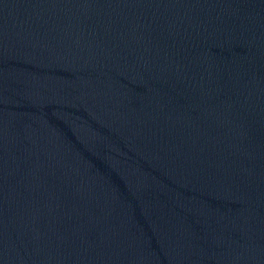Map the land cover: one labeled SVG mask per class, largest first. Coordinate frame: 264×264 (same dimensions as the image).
<instances>
[{
    "label": "water",
    "instance_id": "obj_1",
    "mask_svg": "<svg viewBox=\"0 0 264 264\" xmlns=\"http://www.w3.org/2000/svg\"><path fill=\"white\" fill-rule=\"evenodd\" d=\"M0 264H264V0H0Z\"/></svg>",
    "mask_w": 264,
    "mask_h": 264
}]
</instances>
